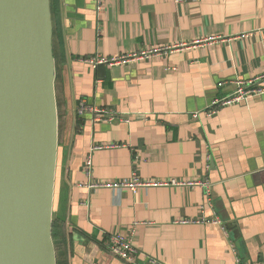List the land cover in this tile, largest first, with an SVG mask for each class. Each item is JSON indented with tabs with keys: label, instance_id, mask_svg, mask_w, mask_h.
<instances>
[{
	"label": "crops",
	"instance_id": "0c3cea01",
	"mask_svg": "<svg viewBox=\"0 0 264 264\" xmlns=\"http://www.w3.org/2000/svg\"><path fill=\"white\" fill-rule=\"evenodd\" d=\"M50 3L62 262L128 264L108 251L120 235L138 251L134 264L264 263V95L207 114L264 74V0H106L100 12L96 0ZM174 46L125 65L87 61ZM82 101L107 114L79 116ZM135 176L205 181L210 195L88 187Z\"/></svg>",
	"mask_w": 264,
	"mask_h": 264
},
{
	"label": "water",
	"instance_id": "95a60500",
	"mask_svg": "<svg viewBox=\"0 0 264 264\" xmlns=\"http://www.w3.org/2000/svg\"><path fill=\"white\" fill-rule=\"evenodd\" d=\"M50 0H0V264H57Z\"/></svg>",
	"mask_w": 264,
	"mask_h": 264
},
{
	"label": "built area",
	"instance_id": "2783aa9c",
	"mask_svg": "<svg viewBox=\"0 0 264 264\" xmlns=\"http://www.w3.org/2000/svg\"><path fill=\"white\" fill-rule=\"evenodd\" d=\"M106 0H96V7L97 11L100 12L103 6V3ZM180 1V0H177ZM216 41V38L209 37L208 39H204L202 41H199V43H212ZM178 46L174 47H160V48H153L151 50L143 51L140 53H131L126 55H119L115 57H109V58H91L87 61L94 65H107V66H114V65H125L127 63L137 61V60H143L148 59L150 57H153L155 55L160 54H166L169 53L171 50H174ZM237 88L236 91L225 98L222 99H216L211 103L207 110L208 115H213L216 113L220 108L241 103L244 101H247L253 97H260L264 95V74L254 78L250 79L248 81H238L236 83ZM219 87L224 86V83H220L218 85ZM94 113L96 116V119L101 120L105 114H107V111L104 109H98L95 107H90L85 101H82L79 104V107L77 109V113L79 116H83L86 113ZM116 113H113L112 117H115ZM101 149V148H100ZM87 172L90 173L92 169V158L89 157L87 163H86ZM168 186H199L202 187L209 197L210 191H209V184L205 181H188V182H177V181H145L142 179H139L138 177H134L130 181H121V182H110V183H104V184H92L90 183L88 187L90 189H107L111 191H123L128 190L133 193L138 192L139 189L149 188V187H168ZM204 223H208L205 219L203 220ZM212 223H217L212 222ZM108 251L109 254L117 259H120L128 264H134L136 257L138 255V251L133 244L132 240L129 238H125L120 235H111L109 237V244H108ZM161 264L159 261L155 259L149 258L147 261V264ZM264 264V263H261Z\"/></svg>",
	"mask_w": 264,
	"mask_h": 264
},
{
	"label": "trees",
	"instance_id": "16d2710c",
	"mask_svg": "<svg viewBox=\"0 0 264 264\" xmlns=\"http://www.w3.org/2000/svg\"><path fill=\"white\" fill-rule=\"evenodd\" d=\"M52 238H53V243L56 251V260L57 264H68L67 258L65 259L64 262H62V259L60 257V243L62 240L65 241L66 239V231L63 227V223H58V220L53 218V223H52Z\"/></svg>",
	"mask_w": 264,
	"mask_h": 264
}]
</instances>
